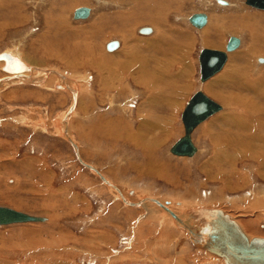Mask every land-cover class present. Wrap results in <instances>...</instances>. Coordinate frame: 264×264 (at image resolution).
I'll use <instances>...</instances> for the list:
<instances>
[{"label":"rangeland","instance_id":"rangeland-1","mask_svg":"<svg viewBox=\"0 0 264 264\" xmlns=\"http://www.w3.org/2000/svg\"><path fill=\"white\" fill-rule=\"evenodd\" d=\"M222 1L230 5L217 0H0V54L17 53L35 78L34 83L8 79L0 65V207L39 218L0 226V264H220L158 207L142 201L148 197L179 215L223 209L252 237L264 238V142L248 151L236 142L234 152L228 137L235 134L231 124L236 121L226 123L241 116L249 100L264 110L263 96L239 92L232 82L264 81V11L246 0ZM82 7L92 16L75 20ZM218 9L232 13L228 24L221 15L206 30L188 21L198 13L215 16ZM239 10L245 16L234 13ZM144 28L151 34L141 33ZM211 29L216 31L206 46L203 33ZM235 36L243 44L230 55L232 63L201 82L202 49L221 44L224 49ZM154 38L163 39L164 47ZM150 41L153 45L146 44ZM112 43L119 46L109 50ZM231 72L234 77H227ZM62 84L67 89L56 90ZM199 90L223 109L192 134L197 154L181 159L171 149L185 135L182 114ZM69 110L74 112L70 136L77 145L58 132ZM73 147L137 206L117 198L79 162ZM219 174L230 176L228 187L216 178Z\"/></svg>","mask_w":264,"mask_h":264},{"label":"bare ground","instance_id":"bare-ground-1","mask_svg":"<svg viewBox=\"0 0 264 264\" xmlns=\"http://www.w3.org/2000/svg\"><path fill=\"white\" fill-rule=\"evenodd\" d=\"M217 2L219 4H221V5H223V6L229 5V2H225V1H222V0H217ZM245 3H246V1H245ZM247 6H249V5H247ZM250 7H252V6H250ZM252 8H254V7H252ZM88 9L90 10L88 18L81 19V20H87V19H89L92 16V10L90 8H88ZM254 9H257V8H254ZM257 10H260V9H257ZM261 11H264V10H261ZM75 12H74V19L78 20V19L75 18ZM204 15L207 18V22H206V24H207L208 23V17H207L206 14H204ZM191 18L189 19V22H190ZM47 23H48V25L51 26V24H53V21H48ZM206 24L203 27H196V26H194L191 23V25H193L197 29L204 28L206 26ZM140 32L143 33V34L148 35V34H151L152 30L150 29V32H146V33L142 32V30ZM236 38H238V37H236ZM230 39L231 38H229V40L226 42V44H225L226 47L224 48V51H222V52L226 53L227 61L230 58V55L236 54V52L238 51V49L241 46V41H240L239 48H237L234 51L229 52L227 50V45H228ZM160 40L161 39L155 40V41L156 42H160ZM118 46H119L118 43H112L110 46H108V48H109V50H115ZM258 53L260 54V52H258ZM261 55H262V52H261ZM20 57L21 56H19L17 53H11V52L10 53L9 52H4V53L0 54V65H3V71L6 73V78L11 79V80H18V81H22V82H29V83L32 82V83H34L35 80H33V79H35V78L32 76L33 75V73H32L33 71H31V69L28 67V64L25 63L26 61L24 62V60H22ZM227 61L224 64V66L222 67V69L219 71L220 73H221V71L223 69H225ZM52 70H53V74L59 76L61 79H63L65 81L64 83H66L67 87L72 88V90H74V94L79 92L78 90H76L75 87H74L75 88L74 89L73 87L69 86V84L67 83V80L65 79V77L60 72L56 71V69L55 70L52 69ZM50 72H52V71H50V70L46 71L47 74H49ZM214 76H212V77H214ZM228 76L231 77L229 73H228L227 77ZM227 77L226 78L222 77V78L223 79H227ZM11 80H9V81H11ZM238 81H232V82H236L238 84L239 90H241L240 88H244V90H246V92H248V93H250L252 95H260V96L264 97V90L260 91V89H264V81L259 82V80L258 81L256 80V81H254L253 84H251L252 82H250V84H248L247 81H239V82ZM203 83H205V82H203ZM215 83L211 84V87L214 86L216 88L215 85H217V82H215ZM219 83H223V82H219ZM66 85H63V86L58 85V86H56L57 88L56 87L55 88H56V90L60 89V90L63 91V90H65V88L67 89ZM221 85L222 84H220V86ZM225 85H226V82H225ZM231 85H233V84H231ZM253 89H256V90H253ZM239 92L243 93V91H239ZM74 94L72 92V95H74ZM205 95H207V94H205ZM255 98H256V96L253 99L255 100ZM233 101H234V99H233ZM233 101H232V99H230L229 103H231ZM74 104H75V107H76V103H74ZM246 105H247V107H245L246 110L243 112V114L241 116L240 115H238V117L234 116L230 120L226 121V123L228 122L229 124L234 122V121H236L235 123L231 124L236 132L234 134V131H233L232 135L230 133V136L228 137L229 139L232 138V141L230 140L229 142H230V144L232 143V149L234 150V152H237V150H236V142H240L241 145H242V149H244L245 151H248V147L249 148L251 147L253 149V147H252L253 143H257L259 145V143L264 142V110H261V106H259L258 104L255 105L254 102H251L250 100L246 103ZM72 107H74V106H72ZM251 108H254L255 110H252ZM71 109H73V108H71ZM222 109L223 108L221 106V109L217 113H219ZM68 112L70 113L71 110H69ZM68 112H67V115L65 116V118L63 119L64 120V126H62L61 124L58 125V128H59L58 132H62L64 135H66L68 137V140H70L72 135H71L70 130H69V122H70V117L73 116L74 112H71L70 114H68ZM217 113H215V114H217ZM215 114H213L212 116H214ZM212 116H210L208 119H210ZM207 120H205L204 122H206ZM203 123H201V124H203ZM149 126L151 127V122H149ZM240 126H242V127H240ZM60 127H61V129H60ZM194 131L191 133V138H192V134L194 133ZM192 141H193V139H192ZM71 143L73 145H77L76 142L72 140V138H71ZM194 145H195V143H194ZM73 148H75V150H76V156H77L79 162L83 166H85L86 168H90L99 178L101 177L102 181L105 182V184L108 186V188H109V190L111 192L116 194L115 196L117 198L118 197L121 198L120 200H122V202H124L125 205L137 206V205L133 204L135 202L131 203V202H129L130 199L127 200V198H125L121 188L118 185H116L114 182H112L111 179H108L107 177H105L96 167H94V166H92L90 164H86L83 160H81L80 155H79L80 153L77 151L78 148L77 149H76V147H73ZM197 152H198V149H197ZM223 153H226V151L223 152ZM227 153H229V152H227ZM226 154H225V156L228 155V154L227 155ZM174 156L180 157V158L181 157H187V158L194 157V156H177V155H174ZM228 157L230 158V156H228ZM234 157H236L235 161H237V162H240L241 159H242V157H240L238 155H234ZM254 158H257V157H254ZM259 158L260 157H258L257 159H259ZM251 159H253V158H251ZM234 162L231 163L232 170L233 169L236 170L235 167H234V166H236V163H234ZM227 168H228V166H227ZM226 171L227 170H225V172ZM216 178L219 179L220 181H222L221 184H222L223 187H228L229 186V184H228V183H230V176L229 175L225 176L223 174H219ZM214 180H216V179H214ZM146 199L147 200H145V198H144L142 201H148L153 206L158 207L163 212V215L165 216V218L171 224L176 226V228H178L179 232L182 231L183 233L185 232L186 235H188L187 237H189V239L193 243V245L197 246L201 251L206 252L208 255H210L212 257H215L216 260L219 261L220 264H244L245 259H247L248 261L250 260V258H248V256L245 255L246 253H242L241 250L237 249L238 248L237 246L240 245V241H238L237 237H234L235 240L232 241L233 244L226 241L228 236L230 234L231 235L233 234L231 229L236 231V233L239 236H242L247 241V245H249L251 242L256 241V240H264V238H262L261 236L260 237H257V236L256 237H252L247 232L248 229L245 228L244 224H241L242 222L237 221L236 219H232L231 216L228 213H226L223 209L192 210V211H189L188 213H186V215L185 214L184 215H179V213L177 214L174 210L168 208L169 206L167 207L165 204H162L160 202V200L159 201L155 200L152 197H148ZM140 201H141V199H140ZM147 205H149V204H147ZM29 216H31V215H29ZM26 223H34V222L13 223V224L2 225V226H10V225L26 224ZM226 227H227V229H226ZM230 227H231V229H230ZM233 236H234V234H233ZM214 244H216L217 246L218 245H220V246L223 245V247H225V249L227 248L228 250L233 252V254L232 255H229V254H226V253L222 254V253H220V251L213 250L212 246ZM58 262L59 261L54 262V263L55 264H63L64 263L63 261H62L63 263H60V262L58 263ZM46 264H53V263L49 262V263H46ZM69 264H71V263H69Z\"/></svg>","mask_w":264,"mask_h":264},{"label":"water","instance_id":"water-1","mask_svg":"<svg viewBox=\"0 0 264 264\" xmlns=\"http://www.w3.org/2000/svg\"><path fill=\"white\" fill-rule=\"evenodd\" d=\"M246 4L264 10V0H246ZM89 13L90 10L88 8H79L75 12V18L86 19ZM190 22L196 27H203L207 22V18L204 14L198 13L192 16ZM142 32H150V29L144 28ZM239 46L240 40L236 37H231L227 45V50L231 52L239 48ZM226 61L227 55L225 52L203 49L199 57L201 81L206 82L212 76L216 75ZM220 109L221 106L205 95L203 91H197L191 97L183 111L182 121L185 127V135L174 144L171 149L172 154L177 156H194L197 153V148L192 141L191 133ZM38 220L39 218L31 217L10 208L0 207V226L13 223L36 222ZM231 231L234 236L230 234L226 241L232 243L235 240L234 237H237L238 241H240L237 249L241 250L242 253H246L245 255L250 258L249 261L245 259L244 264H264V240H256L247 245V241L242 236H239L233 229ZM212 248L213 250L220 251L222 254H233L227 248L225 249L223 245L217 246L214 244Z\"/></svg>","mask_w":264,"mask_h":264},{"label":"crops","instance_id":"crops-1","mask_svg":"<svg viewBox=\"0 0 264 264\" xmlns=\"http://www.w3.org/2000/svg\"><path fill=\"white\" fill-rule=\"evenodd\" d=\"M229 5H230V3H229ZM229 5H227L226 7H228ZM219 10V12H217L216 13V11L214 12V15L215 16H212L213 15V13H212V15H211V13L210 12H208L209 13V15H207V17H208V23L206 24V26L204 27V29L203 30H206V28H208L209 26L210 27H212V25H213V23L215 24V21H216V16H218V15H221L222 17H224V21H225V24H228L229 22H228V20H230V18L228 19V17L229 16H231L232 15V13L231 12H228V11H226V12H222L221 11V9H218ZM234 13H237L238 15H242V16H245L243 13V11L242 10H239V12H234ZM202 14H205V13H202ZM247 14V13H246ZM237 16V15H236ZM239 16V17H240ZM189 19H190V17L188 18V21H189ZM228 22V23H227ZM217 24L216 25H218V22H216ZM198 30H201V29H198ZM214 31H216V29H211V30H208L207 32H205V33H203L204 34V39H203V43L206 45V46H208L207 45V43L209 44L211 41V39L214 37L212 34H211V32H214ZM203 32V31H202ZM246 34V35H245ZM245 36H247V35H249V33L247 34V32H245ZM178 35H180V33H178ZM217 35V34H216ZM159 37V36H158ZM225 37H228V35H226ZM235 37H237V36H235ZM217 38H218V36H217ZM231 38V37H230ZM239 38V37H238ZM218 39H220V38H218ZM240 39V41H241V46H242V44H243V42H242V39L241 38H239ZM153 41L154 40H159V39H157V38H154V39H152ZM153 41H150V42H148V43H146V44H150V45H153ZM215 43H212V45H214ZM156 45H162L161 46V48L162 47H164L163 45H164V40L163 39H161L160 40V43L159 44H156ZM209 46H211V45H209ZM221 46H222V44H221ZM221 46H215V47H213V46H211L212 47V49L211 50H219V51H224V49L221 47ZM241 46H240V48L238 49V51L236 52V54H233L234 56H236L237 55V53L239 52V50L241 49ZM167 47V46H166ZM224 47H226V45L224 46ZM204 49H206V48H204ZM207 49H210V48H207ZM203 50V49H202ZM201 54V53H200ZM246 56V55H245ZM229 59H231V58H229ZM228 59V61L230 62L231 60H229ZM150 60L151 59H146V61H147V63L148 64H150ZM154 60V59H153ZM227 61V62H228ZM231 63H232V61H231ZM119 64H121V63H119ZM234 70V69H233ZM236 74V72H231L230 73V76L232 77L233 75H235ZM163 75V74H162ZM136 75H131V78H134V80L136 79V77H135ZM234 77V76H233ZM249 84V83H248ZM241 90H243V92L245 91L246 92V90H244V88H240ZM157 90H160V89H156L155 91H157ZM253 90H256V89H253ZM181 91V90H180ZM179 91V92H180ZM258 91V90H257ZM159 92V91H158ZM248 93V92H247ZM254 102V104L255 105H259L260 106V102L259 103H257L256 101H253ZM165 102H160V104L163 106V107H166V104H164ZM164 104V105H163ZM262 107V106H261ZM167 108H169L171 111H173V107L171 106V104L170 105H168L167 106ZM167 111V110H166ZM166 111H164L162 114L164 115V113H166ZM154 115V114H153ZM264 174V173H263ZM100 179H101V177H100ZM105 183V182H104Z\"/></svg>","mask_w":264,"mask_h":264}]
</instances>
